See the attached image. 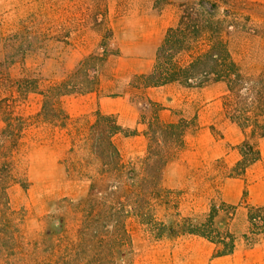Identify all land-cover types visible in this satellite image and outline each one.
<instances>
[{
	"label": "rangeland",
	"instance_id": "obj_1",
	"mask_svg": "<svg viewBox=\"0 0 264 264\" xmlns=\"http://www.w3.org/2000/svg\"><path fill=\"white\" fill-rule=\"evenodd\" d=\"M184 4L194 18L212 16L210 33L224 38L247 76H264V0H0V264H264V239L248 246L242 238L243 200L264 206V138L261 160L234 176L244 136L224 114L226 85L138 80L152 72ZM23 79L40 89L70 84L74 93L61 98L69 119L39 118L43 98L23 95ZM89 80L98 87L84 92ZM103 96L138 108L143 142L111 134L122 124L98 115ZM204 130L224 153L184 180L172 163L188 147L210 146ZM213 203L238 207L217 219L239 237L231 256L213 258L214 245L197 236L156 240L142 223L203 222Z\"/></svg>",
	"mask_w": 264,
	"mask_h": 264
},
{
	"label": "trees",
	"instance_id": "obj_2",
	"mask_svg": "<svg viewBox=\"0 0 264 264\" xmlns=\"http://www.w3.org/2000/svg\"><path fill=\"white\" fill-rule=\"evenodd\" d=\"M201 4L204 6V2ZM194 15L198 17L195 8L184 4L177 25L167 30L158 48L152 72L141 75L138 80L145 87L178 83L188 89H202L213 83H224L226 85V93L222 98L224 114L240 128L244 136L243 142L238 146L241 159L232 171L236 173L234 176L244 178L248 169L262 158L257 140L264 138V76L257 78L247 76L233 58L224 38L210 33L212 16L201 21L194 18ZM7 77L10 78L9 73ZM19 82L18 89L23 95L37 93L42 96L39 118L47 119L52 113L54 117L62 115L69 119L61 104V98L74 93L68 89L70 84L60 82L40 89L38 81L23 79ZM90 83L93 85L84 92L97 89L98 81ZM5 103L7 101L0 102V110ZM98 115L104 116L101 112H98ZM178 126L179 124L170 125L173 128ZM120 133L126 137L138 135L137 130H126L115 123L111 134ZM112 146L110 148L113 155L120 159L117 147ZM243 204H246L248 227L242 238L248 246H255L264 239V206H252L246 200H243ZM237 210L238 207L235 205L213 203L203 222H197L192 217H184L174 224L150 223L145 219H142V223L150 224L156 240L174 239L183 235L201 237L214 245L213 258H222L235 253L239 237L230 229L221 228L217 219L220 215L232 218Z\"/></svg>",
	"mask_w": 264,
	"mask_h": 264
},
{
	"label": "crops",
	"instance_id": "obj_3",
	"mask_svg": "<svg viewBox=\"0 0 264 264\" xmlns=\"http://www.w3.org/2000/svg\"><path fill=\"white\" fill-rule=\"evenodd\" d=\"M102 88L103 86H100L99 92H101ZM97 104L102 114L117 115L122 126L138 128L140 134L132 138L126 137L125 140L123 139L124 142H128L129 140H138L139 142H143L145 140L144 135L141 132L142 128L144 127L139 123L140 112L138 111V108L133 105L128 99L123 97L111 98L103 96L98 99ZM202 133H204V136H206L207 140L210 143V146L199 145L198 147H194V149L188 147L182 154V158L176 163H172V166L177 165L181 167L184 180H187L189 176L188 173L191 168L195 166H201L203 163L213 162L220 158L224 153V146H222L220 143L216 144V140H214V138L212 139L207 131L204 130L202 131ZM118 147L121 146L118 145ZM192 154H196L197 156L195 161V157ZM192 161H194V164ZM172 166L169 164L166 166V174L169 172Z\"/></svg>",
	"mask_w": 264,
	"mask_h": 264
}]
</instances>
